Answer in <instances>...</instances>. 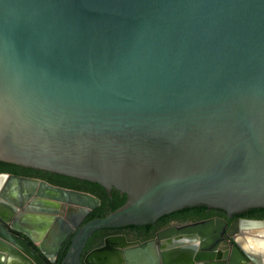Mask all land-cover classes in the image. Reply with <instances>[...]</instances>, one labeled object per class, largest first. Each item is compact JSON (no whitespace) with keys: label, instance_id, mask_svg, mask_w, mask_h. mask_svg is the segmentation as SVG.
I'll list each match as a JSON object with an SVG mask.
<instances>
[{"label":"water","instance_id":"1","mask_svg":"<svg viewBox=\"0 0 264 264\" xmlns=\"http://www.w3.org/2000/svg\"><path fill=\"white\" fill-rule=\"evenodd\" d=\"M0 161L126 195L82 225L88 193L29 188L46 206L14 218L0 199V264H53L68 236L59 264H264V220L245 217L138 242L140 263L123 236L81 258L98 229L264 207V0H0Z\"/></svg>","mask_w":264,"mask_h":264},{"label":"flooded vegetation","instance_id":"2","mask_svg":"<svg viewBox=\"0 0 264 264\" xmlns=\"http://www.w3.org/2000/svg\"><path fill=\"white\" fill-rule=\"evenodd\" d=\"M0 167H2V166L0 165ZM11 176H16V177H19L21 180L27 181V183H24L25 186L28 185V186H26L27 188L25 186L19 187L18 182H15V180L10 181ZM67 181L68 180H65L63 176L55 175L54 172H50V171H46V170H42V169L31 168V167H25V166L15 167L12 170H0V199H3L7 202L8 208H10L9 209V215L12 218L18 217L21 214L27 213L28 212L27 210H29V207L31 208V207H35V206L36 207H45L46 206V204H35L32 201L33 195L32 196L27 195V191H26V190H30L32 187L39 188L43 184H48V185H51V186H54L57 188H65V189H70V190L88 193V194L92 195L94 198H96L97 204L95 207H97L99 205L100 201L94 194H92L88 191H83L80 189H75L73 187L65 186L64 184ZM69 181H70V183L75 182L72 180H69ZM32 183L34 184V186L31 185ZM77 183L80 184L81 182H77ZM29 184H30V186H29ZM86 186H88L89 188H94L90 185H86ZM19 188L24 189L21 194L19 192ZM94 189L99 191L96 188H94ZM107 192L109 193L110 191H107ZM50 207L52 209H57V210L61 209L60 204L52 205ZM90 212H89V214H90ZM204 213H205L204 217H199V218H195V219L189 218L190 216L188 214H185V215L179 216V217L177 216V217L169 218L168 221L165 224H163L161 227L154 229L153 234L148 238L141 237V235H138V232H139L138 229H134L131 227L123 226V227H116V228H104V229H110V230H108V233L106 235H104V236H101V235L92 236L91 235L92 236L91 240L89 239L91 236L88 238L89 240H87L85 243V246H84L82 254H81V258L86 253H89L92 250L103 246L105 244V240L111 236L117 237V238L123 236L126 242L132 243L131 245L125 244L124 246L120 247V249H122L121 258H122V261H124V262H125L124 252L127 249L135 250L136 248H138L137 247L138 242L143 243V242H147V241L150 242L151 241L150 244L148 245V249H150V248L152 249L153 246H154V248H158V245L156 244L155 241L157 240V238L160 237L161 238V239L159 238L160 241H164L165 243H166V241L171 242V244L166 243V248H165L166 250L165 251H167L169 249H178L179 246H181V245H175L173 243L174 241H176L175 239L179 238V236H180L177 234V230L180 231V229H183L182 231H187L185 229L189 225H191L192 223L200 222V221L208 220V219L213 220L215 223L217 222L218 225L219 224L222 225V222H224V221H226L227 224H230V222L233 220V218L238 217V216L227 217L226 214H225V217H222V216L217 215V214H212V212H210L209 210L204 211ZM53 214H55V212H53ZM89 214H87L83 218V220L80 222V225L87 222L86 217ZM55 216H57V214ZM245 218H247V217H245ZM250 219H255V218H250ZM256 220H264V219H256ZM53 223L57 224L54 219H53ZM154 223L152 225H154ZM217 227H218V230H220L221 227L220 226H217ZM222 228H224L223 225H222ZM12 232L15 234H19L21 236H24L28 240L29 244L33 248L36 249L37 243H35V244L32 243L26 235H24L23 233L17 232V231H12ZM33 236L38 237V234H33ZM44 236H46L45 232H43L41 234V237H44ZM69 238H70V236H68L62 242L60 248L65 243V241H67ZM184 241H185V243H184ZM184 241H183L182 247H187V245H190V243H191V242L188 243V241H186V240H184ZM219 244H221V243H219ZM86 245L88 246L87 249H86ZM60 248H59V250H60ZM117 248H119V246ZM140 248H142V247H140ZM110 250H112V249H110ZM58 253H59V251H58ZM143 254H144L143 251H141L140 249H137L134 251L133 257H129L128 254H127V257H128V259H136L135 262L140 263V262H142ZM153 254L156 257L154 252H153ZM166 255H168V252ZM57 256H58V254H57ZM108 256H110V258H111V254H109ZM156 260L159 261V263H160V257L158 255H157V258L155 259V261ZM155 261H153V262H155ZM157 261H156V264H157Z\"/></svg>","mask_w":264,"mask_h":264},{"label":"trees","instance_id":"3","mask_svg":"<svg viewBox=\"0 0 264 264\" xmlns=\"http://www.w3.org/2000/svg\"><path fill=\"white\" fill-rule=\"evenodd\" d=\"M0 170H12L15 167H19L20 165L12 164V163H7L0 161ZM55 175L58 176H63L65 180H68L65 182V186L68 187H73L75 189H80L83 191H88L92 194H94L100 201L99 205L95 207L90 214L86 217V220H90L96 217H103L109 212L115 210L119 206H121L125 201H126V195L124 193H120L119 191L115 189H111L110 192L108 193L104 187H102L100 184L96 182H91L88 180L84 179H79L75 177H69L61 174L54 173ZM69 180L75 181L74 183H70ZM77 182H81L78 184ZM86 185H90L99 191L95 190L94 188H89ZM209 210L212 212V214H217L222 217H225V212L221 209L217 208H211V207H206V206H194V207H186L165 215L160 216L157 218L155 221L154 225L152 224H146V225H127L126 227H131L134 229H138V235H141L143 238H148L153 234L154 229H157L161 227L163 224H165L169 218L173 217H179L183 216L185 214H188L190 217L189 218H199V217H204L205 213L204 211ZM238 217H247V218H255V219H264V207H259V208H250L240 214L234 215ZM108 230L110 229H98L92 233V236L95 235H101L104 236L108 233ZM92 236L89 238L91 240ZM88 239V240H89ZM69 246V239L65 241V243L62 245V247L59 250L58 256L56 258V261L53 264H59L61 259L63 258L67 248ZM88 246L86 245V249ZM50 264V263H48Z\"/></svg>","mask_w":264,"mask_h":264},{"label":"crops","instance_id":"4","mask_svg":"<svg viewBox=\"0 0 264 264\" xmlns=\"http://www.w3.org/2000/svg\"><path fill=\"white\" fill-rule=\"evenodd\" d=\"M263 230H264V224H263Z\"/></svg>","mask_w":264,"mask_h":264}]
</instances>
